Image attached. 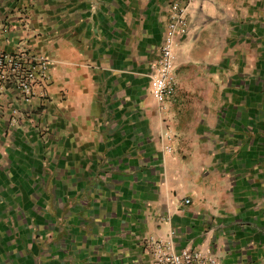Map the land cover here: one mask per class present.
<instances>
[{"label": "crops", "instance_id": "0c3cea01", "mask_svg": "<svg viewBox=\"0 0 264 264\" xmlns=\"http://www.w3.org/2000/svg\"><path fill=\"white\" fill-rule=\"evenodd\" d=\"M174 2L188 29L159 104ZM18 50L49 82L0 98V264H152L157 241L264 264V0H0Z\"/></svg>", "mask_w": 264, "mask_h": 264}, {"label": "built area", "instance_id": "2783aa9c", "mask_svg": "<svg viewBox=\"0 0 264 264\" xmlns=\"http://www.w3.org/2000/svg\"><path fill=\"white\" fill-rule=\"evenodd\" d=\"M188 29L187 4L174 2L170 5L167 34L159 48V57L152 66L150 93L159 104H163L173 94L176 84L174 47L178 39ZM49 59L25 50L12 54L0 52V98L12 93L22 103L32 99L45 98L40 87L49 82ZM12 114H17L13 109ZM167 138H170L169 136ZM152 264H217L209 252L183 250L174 252L164 241L153 243Z\"/></svg>", "mask_w": 264, "mask_h": 264}]
</instances>
